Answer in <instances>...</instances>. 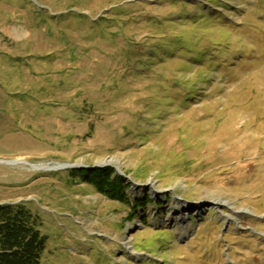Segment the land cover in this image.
<instances>
[{"label":"rangeland","instance_id":"rangeland-1","mask_svg":"<svg viewBox=\"0 0 264 264\" xmlns=\"http://www.w3.org/2000/svg\"><path fill=\"white\" fill-rule=\"evenodd\" d=\"M19 158L0 203L42 218L41 264H264V0H0ZM95 167L152 202L132 216Z\"/></svg>","mask_w":264,"mask_h":264},{"label":"trees","instance_id":"trees-1","mask_svg":"<svg viewBox=\"0 0 264 264\" xmlns=\"http://www.w3.org/2000/svg\"><path fill=\"white\" fill-rule=\"evenodd\" d=\"M81 172L102 194L121 203L132 202V216L136 215L137 209H145L152 202L148 195L131 200L123 178L115 174L112 167H95ZM42 225V218L25 204L0 203V264H41L47 245Z\"/></svg>","mask_w":264,"mask_h":264},{"label":"bare ground","instance_id":"bare-ground-1","mask_svg":"<svg viewBox=\"0 0 264 264\" xmlns=\"http://www.w3.org/2000/svg\"><path fill=\"white\" fill-rule=\"evenodd\" d=\"M0 163H6V164H14V163H27L26 161L22 160L21 158L13 160V161H6V160H0ZM28 164V163H27ZM34 169H43V170H54V169H60L69 166L68 164H55L53 166L50 165H35V164H29ZM135 226H138V224H135ZM131 241V238L126 236L124 243L127 244Z\"/></svg>","mask_w":264,"mask_h":264}]
</instances>
